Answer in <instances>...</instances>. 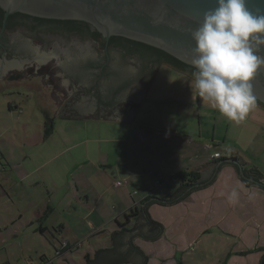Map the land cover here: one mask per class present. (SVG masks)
<instances>
[{
	"label": "crops",
	"instance_id": "crops-1",
	"mask_svg": "<svg viewBox=\"0 0 264 264\" xmlns=\"http://www.w3.org/2000/svg\"><path fill=\"white\" fill-rule=\"evenodd\" d=\"M162 67L168 71L161 75L158 67L130 122L59 118L62 108L46 110L39 103L31 108L37 121L30 128L22 104L30 98L17 103L5 99L10 91L2 92L0 111L19 113L15 125L0 127L5 197L10 205L13 195L18 198L14 190L27 188L29 195L14 217H0V229L16 227L34 211L30 218L47 231L41 215L46 212L55 219V234L68 237H62L67 246H82L95 235H111L112 242L114 233L134 229L145 200H164L181 190V174L200 176L233 158L264 182V109L257 106L241 124L231 122L198 97L194 77ZM44 114L53 119L47 137ZM214 154L219 157L212 159ZM116 181L123 184L114 187ZM233 189L240 192L235 205L228 202ZM145 213L161 233L152 240L131 238L142 264H214L221 253L227 264H245L234 248L256 251L264 242V190L242 182L229 164L207 186L172 204L149 203Z\"/></svg>",
	"mask_w": 264,
	"mask_h": 264
},
{
	"label": "water",
	"instance_id": "water-1",
	"mask_svg": "<svg viewBox=\"0 0 264 264\" xmlns=\"http://www.w3.org/2000/svg\"><path fill=\"white\" fill-rule=\"evenodd\" d=\"M215 3L216 0H0V9L3 11L2 30L7 18L13 14L46 20L84 22L95 29L106 42L110 37H120L157 49L180 63L192 67L191 61L195 47L192 33L202 23L204 12L215 7ZM246 6L253 14H264V0H246ZM52 44L56 46L54 49L46 48L42 50V53L51 54L53 52L56 55V53L61 52L72 53L78 48L86 52H92L95 49L90 42L78 38H58ZM257 55L264 56V50L258 52ZM25 63L27 62L15 61L10 65L14 64L20 68ZM51 65L52 63L47 66L51 67ZM157 65L159 66V64ZM156 70H154L153 76ZM46 72L47 70L42 74L45 75ZM3 74L4 71L1 72V75ZM25 77L28 78L26 74ZM52 77L50 75L49 80L43 81L46 87H50ZM252 85L254 95L257 97V106L263 108L264 67L258 70L252 80ZM147 88L148 86L145 87V92ZM144 94L139 98L136 105L131 104V102L125 103L120 108L111 111L107 116L95 114L72 117L67 114L66 107H63L58 117L130 122ZM230 160L221 161L216 166L203 171L199 176L197 186L190 190L183 188L179 190L174 195L176 196L174 202L182 199L191 191L207 186L213 181L219 168L226 164L232 165L240 180L250 185L249 181L244 178V174L255 175V171L249 170L244 173L238 162L233 161V163ZM262 185L264 186V184ZM153 200V198H149L142 203L141 214L133 230L112 236L113 249L111 250H114L115 253L123 257L124 261L130 264L143 263V255L131 245V238L140 236L152 240L161 233V228L150 222L145 213L146 206L151 201L154 202ZM166 200L168 199L160 200L162 201L161 204H172L166 203ZM155 202L160 203L159 200ZM106 257L108 258V256ZM104 258L105 256H101L93 264H105L106 259Z\"/></svg>",
	"mask_w": 264,
	"mask_h": 264
},
{
	"label": "flooded vegetation",
	"instance_id": "flooded-vegetation-1",
	"mask_svg": "<svg viewBox=\"0 0 264 264\" xmlns=\"http://www.w3.org/2000/svg\"><path fill=\"white\" fill-rule=\"evenodd\" d=\"M0 16V84H18L25 74L29 78H39L47 70L42 82L53 76L49 94L55 105L66 107L67 114L72 117L107 116L125 103L136 105L158 67L156 53L120 37H110L106 42L84 22L13 14L7 18L2 30L1 9ZM58 38L84 39L95 49L86 52L78 48L72 53L56 55L42 53L43 49H54L56 46L52 42ZM15 61L27 63L18 68L10 65ZM20 70L25 73L21 74Z\"/></svg>",
	"mask_w": 264,
	"mask_h": 264
},
{
	"label": "clouds",
	"instance_id": "clouds-1",
	"mask_svg": "<svg viewBox=\"0 0 264 264\" xmlns=\"http://www.w3.org/2000/svg\"><path fill=\"white\" fill-rule=\"evenodd\" d=\"M193 31L192 67L198 97L229 121L241 124L257 107L252 80L264 67V14H253L246 0H216ZM240 192L228 196L239 203Z\"/></svg>",
	"mask_w": 264,
	"mask_h": 264
},
{
	"label": "rangeland",
	"instance_id": "rangeland-1",
	"mask_svg": "<svg viewBox=\"0 0 264 264\" xmlns=\"http://www.w3.org/2000/svg\"><path fill=\"white\" fill-rule=\"evenodd\" d=\"M162 66L157 69L161 70V75H164L168 69ZM169 72L174 75L173 70H170ZM23 73H25V71H21V74ZM161 75L158 77V81L161 80ZM42 77L43 74H41L39 78H26L23 76V79L18 84H0V96L2 95V92L5 93V90L11 92L5 99H9L11 101L14 100L17 103H20L21 101H27L30 98L29 103H22L23 105H26L23 112L27 116L25 119L31 123L30 128H34L37 121L36 109H31L33 106H38V104L41 103L42 107L46 110H53V107L56 106L49 94V87H46L42 82ZM34 97L36 98L35 100L32 99ZM18 114L19 113L17 111H12V113L9 114L6 109L1 110L0 127L7 129L12 125H15ZM13 161L14 160L11 158L12 163ZM26 164L28 167L29 163ZM9 176L14 178L13 174L9 173ZM8 186V182L4 181L0 177V217H14L15 210L22 206L20 203L26 202L24 199H26L29 195L27 194L29 191L27 188L20 190V194L17 190H14L18 198L13 195L12 203L8 205V202L10 203V201H7V198L5 197ZM4 190H6V193ZM33 212L34 211L26 212L23 215L24 217L22 220L17 221L16 227L9 225L6 230L0 229V264H87V254L90 256L89 259L93 260L96 251L100 249H107L112 246L111 235H108L105 239L99 238L95 235L89 240H84V244L82 246H76L75 248L70 244L69 247L71 250L64 251L63 254L59 256L57 255V249L60 247V243L64 240L63 238H66L67 236L55 234L56 226H54L55 223H52L55 219L46 212H42L41 215H43V217L46 216L45 220L43 219V224L44 227L47 228V231L45 234L41 235L38 232V223L34 222V220L30 218ZM0 221L2 220L0 219ZM35 228H37L35 230L37 233L34 231ZM263 243L264 242H261L258 245L256 251H248L244 248V252H237V248H234L233 254L234 256L238 254L239 256L244 257L245 264H260L261 258L264 254ZM218 258V260L213 261L214 264H227V261H223L221 259L224 258L222 253L218 254Z\"/></svg>",
	"mask_w": 264,
	"mask_h": 264
},
{
	"label": "trees",
	"instance_id": "trees-1",
	"mask_svg": "<svg viewBox=\"0 0 264 264\" xmlns=\"http://www.w3.org/2000/svg\"><path fill=\"white\" fill-rule=\"evenodd\" d=\"M0 20H1V16H0ZM66 23H71V22H66ZM96 36L98 37L97 34H96ZM113 39L114 38H112L111 41H113ZM129 43L131 44L132 42H129ZM132 44L136 45V46L143 47L145 49L150 50L153 53H156L158 55L157 63L159 64V66L166 65L170 68H173L177 71H180L181 73H184V74H187L191 77H194L193 72L195 71V69L193 67L186 66V65L180 63L179 61L175 60L174 58H172V57L166 55L165 53H163L159 50H156L154 48H151V47H148L145 45H141V44H137V43H132ZM52 131H53V119L50 118L48 115L44 114V133H43L44 136L45 137L49 136L52 133ZM226 161L227 160H223V162H226ZM230 161L231 162H233V161L237 162V159L232 158ZM244 173H245V171H244ZM244 176H245L244 178L249 181L250 185H257V187L264 190V186L262 185L263 181H262L261 177L259 176L258 172H255V175H247V173H245ZM178 178L182 181V185H183L182 188L187 189V190L194 189V187H196L198 182H199V174H197V173L181 174L178 176ZM175 198H176V196H171V197L167 198L168 200H166V203H173ZM153 201L154 202L151 201L150 203H155V201H157V200L154 199ZM159 202L161 203L162 201L159 200ZM129 218H130V216H125V219H127L126 221H128ZM120 227L122 229L123 227H125V225H122ZM38 232L41 234H45L46 229L41 227L38 229ZM117 233H114L113 235H117ZM70 250L71 249H69V246H67L66 243L61 242L60 247L57 249V255L60 256L61 254H63L64 251H70ZM101 256L102 257L105 256V258H104V259H106L105 264H127L126 261L123 260L122 256L118 255L117 253H115L114 250L112 251L110 248L109 249H100V250L96 251L93 260L89 259L90 256H89V254H87L86 261L88 264L89 263L93 264V262H96ZM106 256H108V258ZM113 258H115V259L112 260ZM260 264H264V254L261 258Z\"/></svg>",
	"mask_w": 264,
	"mask_h": 264
},
{
	"label": "built area",
	"instance_id": "built-area-1",
	"mask_svg": "<svg viewBox=\"0 0 264 264\" xmlns=\"http://www.w3.org/2000/svg\"><path fill=\"white\" fill-rule=\"evenodd\" d=\"M206 148H208V146H206ZM219 157V154H214L211 158L212 159H215V158H218ZM123 183L122 182H120V181H116V182H114V187H119V186H121ZM263 184H264V182H263Z\"/></svg>",
	"mask_w": 264,
	"mask_h": 264
}]
</instances>
